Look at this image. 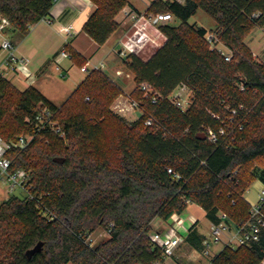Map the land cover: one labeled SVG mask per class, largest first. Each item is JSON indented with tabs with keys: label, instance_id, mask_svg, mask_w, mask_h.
<instances>
[{
	"label": "trees",
	"instance_id": "obj_1",
	"mask_svg": "<svg viewBox=\"0 0 264 264\" xmlns=\"http://www.w3.org/2000/svg\"><path fill=\"white\" fill-rule=\"evenodd\" d=\"M91 1L96 9L83 31L102 46L119 28L116 17L129 1ZM55 2L0 0V22L8 20L7 29L27 36L51 17ZM198 10L215 20L211 32L231 50L230 61L211 48L207 29L188 22ZM147 12H170L180 24L160 27L167 41L148 60L130 55L123 61L136 84L130 96L145 110L136 121L109 109L123 90L102 70L87 74L60 106L33 85L21 91L0 77V136L9 141L36 133L43 105L66 135L45 128L26 148L7 154L10 172L28 173L33 197L12 195L0 204V264H155L165 259L152 241L155 219L167 221L191 203L211 222L220 212L234 223L249 218L244 194L255 180L264 183V167L252 169L253 182L245 175L252 162L264 159V63L245 38L264 26V0H156ZM66 48L79 68L87 63ZM142 83L161 96L157 104L144 96ZM181 84L193 93L186 110L169 100ZM149 113L159 124L145 125ZM9 119L13 133L6 131ZM221 126L231 134L210 142L207 129ZM97 229L108 236L91 245L88 237ZM203 239L194 225L185 242L202 250ZM263 261L264 230L251 245L224 247L212 264Z\"/></svg>",
	"mask_w": 264,
	"mask_h": 264
},
{
	"label": "built area",
	"instance_id": "obj_2",
	"mask_svg": "<svg viewBox=\"0 0 264 264\" xmlns=\"http://www.w3.org/2000/svg\"><path fill=\"white\" fill-rule=\"evenodd\" d=\"M152 1L156 0H151ZM162 1H178L181 0H162ZM125 18L130 21V28L126 34L119 40L115 47L116 54L121 59H126L130 55L138 56L142 59L146 55V50L149 49L152 53L158 48L162 47L167 41L166 34L161 30V26L166 23H170L174 16L170 12L148 13L139 12L128 5L125 6L121 12ZM257 16V14L255 15ZM48 24H52L50 18L44 19ZM10 26V23L6 19H2L0 22V51L3 52V56L0 57V77L6 78L11 81L13 77H22L24 80L29 81L35 79V74L30 67V62L27 58L17 53L14 43L5 36L4 30ZM70 27L64 28V31L70 33ZM206 39L210 43L212 49H218L224 56L226 61L232 59V52L219 40L218 36L213 32L206 34ZM62 58H68L72 60V56L66 48V45L62 47L58 56L57 62ZM105 69V63L99 62L92 64L89 61L80 68L83 73L89 74L92 70ZM63 75L62 73H60ZM118 76L126 74L130 77L131 73L118 70L116 72ZM65 76V75H63ZM139 89L144 92V96H151V100L154 104H157L161 96L155 91V89L148 83H142ZM193 93L192 90L186 85H179L173 94L169 97V100L181 110L188 109L192 104ZM128 104V106H126ZM126 104L117 105L120 112L133 109L140 110L141 114L145 113V110L141 107L139 101H136L130 96L126 99ZM236 110H232L231 114L235 116ZM218 117V116H217ZM219 118V117H218ZM157 124V119L149 113L145 119L146 126H153ZM36 133L42 131L45 128L50 129L61 138H65V132L62 130L59 122L55 119L54 111L43 105L35 118ZM159 124V123H158ZM242 129V126L240 127ZM36 133H27L18 136L16 139L9 141L0 136V179H4L6 183V197L9 198L15 195L16 190H21L26 196L33 197L31 188L32 184L28 173L25 170H18L16 172H10V166L12 161L7 157V154L12 149L26 148L32 140L35 138ZM228 128L221 126L218 130L207 129L208 140L212 143H217L219 137L229 135ZM171 171V169L169 170ZM264 184V183H263ZM264 230V189H261L258 193L257 201L254 204H250V216L247 220L234 223L231 221L227 213H219V221L211 222L210 233L212 238H206L203 240V248L201 250L202 255L210 256L212 254L211 246L213 243L219 241L223 242L224 247H230L236 249L240 246L251 245L258 242L262 236ZM226 237V240L222 236ZM152 241L163 250L165 258L171 257L185 242V236L181 235L177 230L160 232L155 231L152 234ZM88 241L91 243L90 236ZM92 245V243H91ZM215 255L210 257L209 264H212V259ZM162 262H156L155 264H161Z\"/></svg>",
	"mask_w": 264,
	"mask_h": 264
},
{
	"label": "crops",
	"instance_id": "obj_3",
	"mask_svg": "<svg viewBox=\"0 0 264 264\" xmlns=\"http://www.w3.org/2000/svg\"><path fill=\"white\" fill-rule=\"evenodd\" d=\"M128 1V6L139 12L147 11L151 4L150 2L137 0L140 1L139 3L141 4V6H139L138 3L133 0ZM95 9L96 6L91 0H56L51 11L50 19L52 20V24L48 25L45 20L39 21L32 26L27 36H24L23 39H20L18 44H15L17 53L27 58L30 65H33L34 68L32 71L36 76L33 82L26 81L22 77H13L11 79L12 82L15 79L19 80L17 85L15 84L18 89L24 91L26 88L33 85L54 104L58 106L62 105L87 76L86 73H84V76H78L76 72L79 67L75 61L71 59L62 58L57 62V56L62 47L69 45L70 48L75 50L83 59H86L90 63H105V73L123 90V94L117 99V102L120 103V105L126 104V99L131 95V91L134 88V76L131 75L128 77L125 74L118 76L116 74L118 70L126 71V69L124 68L123 59L116 54L114 49L119 40L129 30L130 21L125 18L122 13H119L116 17L119 28L104 45L98 46L95 41L83 31L85 23ZM42 24H45L44 27H41ZM66 27L71 28L70 33L64 31ZM51 30L56 32L59 37H55ZM7 31H9V29H7ZM9 33L12 35L16 34L14 30H10ZM153 54L154 52L152 53L147 49L146 55H144L142 59L148 60ZM1 56H3V52L0 51V57ZM95 59H97V61ZM51 67L52 70L57 71L59 76L69 78L67 87H70V91L67 94L64 93L62 96L63 98H61L63 100L60 103H57L55 101V95L48 91L52 87H49V85H51L49 80L53 78V74L50 73ZM63 88L66 89V86L63 85ZM140 116L141 115H139V117ZM191 208H198L206 215V212L199 205L191 203L184 213L175 214L167 221L155 219L153 222L154 231L167 232L175 229L186 237L190 229L195 225V229L198 233L206 236L200 231V220ZM202 260V253L186 242L178 247L171 257L165 258L161 264H201ZM205 264H209V259L205 261ZM262 264H264V261Z\"/></svg>",
	"mask_w": 264,
	"mask_h": 264
},
{
	"label": "rangeland",
	"instance_id": "obj_4",
	"mask_svg": "<svg viewBox=\"0 0 264 264\" xmlns=\"http://www.w3.org/2000/svg\"><path fill=\"white\" fill-rule=\"evenodd\" d=\"M133 1L137 2L138 5L141 6V4L139 3L140 1H137V0H133ZM141 1L151 2V0H141ZM181 1L184 2L185 0H181ZM188 22L192 25H196L197 27L205 28V29H207L208 32H211L212 30H214L216 28L215 20L212 17H210L207 13H205L203 10H198L197 13L194 16H192ZM170 23L173 25H179L180 21L178 19L174 18ZM44 25L45 24H42L41 27H44ZM9 31H7V28H6L4 30L5 35L14 43V45L18 44L20 42V39L21 38L23 39V37H24L19 32H16V34H14L15 35L14 36V35L10 34ZM51 32L53 33V35L55 37H57V38L59 37L58 34L56 32H54L53 30H51ZM1 38L2 37L0 36V39ZM245 42L250 47V49L252 50L254 57L256 55L255 59L257 61H259L260 63H264V26L263 27H259V26L254 27L249 32V34L246 36ZM26 47H27V45H26ZM51 58H52V56H51ZM95 60L97 61V59H95ZM123 61H124V59H123ZM30 67L33 70L34 67L32 64L30 65ZM50 71H51L50 73L53 74V78H52V80H49V83L51 84V85H49V87L50 86H52V87L48 91L51 92L52 94H54L55 95L54 96L55 101L57 103H60L63 100L61 98H63L62 96L64 95V93L67 94L70 91V87H67L69 84V78L59 76L57 74V71L52 70V67L50 68ZM125 72L130 73L128 71H125ZM76 73L78 74L79 77L85 75L84 73H82L80 71V68L77 69ZM35 78H36V76H35ZM33 81H35V79L29 80V82H33ZM18 82H19V80L15 79L12 82V84L14 86H16ZM63 85L66 86V89L63 88ZM133 85H134L133 86L134 88L132 87L133 88L132 91L136 88V84H133ZM128 91H130V90H128ZM130 98H131V96H130ZM117 99L110 103L109 109H112V111L115 114L124 117V119H126L129 122L136 121L139 118V115H141L140 110H134L133 111V109H129V110H125L123 112H120L117 108V105H119V103L117 102ZM126 106H128V104H126ZM121 107H123V105ZM131 110H132V112H131ZM129 111H130V113H129ZM5 123L8 124V128L6 131H11L13 133L14 132L13 129L10 128V125L13 126V128H14L13 119L6 120ZM256 167H264V159L252 162L250 164V166L246 168L247 170L245 171V175L247 178L250 179L249 180L250 182H253V180H254V177L252 175V169H254ZM261 189H264L263 182H261L260 180H255L251 184L249 189L244 194V197L248 201V203L254 204L257 201L258 193L260 192ZM5 191H6L5 180L0 179V204L3 202V200H5V197H6ZM15 195L20 197V198L25 196L24 192H22L19 189L16 190ZM191 210L197 215V217L200 220L199 229L202 233H204L206 235V236H204V238H212L211 233H210V225H211L210 220L206 217V215L204 214V212H202V210H200L198 208H191ZM107 236L108 235H107V232L105 230L97 229L96 231H94L90 235L92 245H97L99 242L105 240L107 238ZM222 238L224 240H226V237L224 235L222 236ZM184 243H186V242H184ZM223 245L224 244L221 241H219L217 243H213L211 246L212 254L210 256L203 255V260L201 261V264H205V261L208 259L210 261L211 256L217 254L218 252H220V250L223 249ZM199 251L201 252V250H199ZM69 264H72V263H69Z\"/></svg>",
	"mask_w": 264,
	"mask_h": 264
},
{
	"label": "water",
	"instance_id": "obj_5",
	"mask_svg": "<svg viewBox=\"0 0 264 264\" xmlns=\"http://www.w3.org/2000/svg\"><path fill=\"white\" fill-rule=\"evenodd\" d=\"M203 138H205V135L203 134ZM41 245H38L35 250H38ZM32 252V251H31Z\"/></svg>",
	"mask_w": 264,
	"mask_h": 264
}]
</instances>
